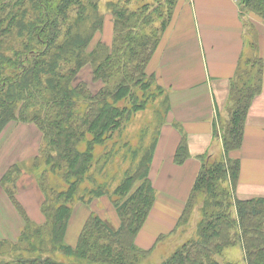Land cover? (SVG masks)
I'll use <instances>...</instances> for the list:
<instances>
[{
	"label": "trees",
	"instance_id": "obj_1",
	"mask_svg": "<svg viewBox=\"0 0 264 264\" xmlns=\"http://www.w3.org/2000/svg\"><path fill=\"white\" fill-rule=\"evenodd\" d=\"M137 1L135 9L130 0L109 2L113 42L100 41L87 53L103 26L98 0H0V135L13 122L35 123L42 134L30 168L23 161L14 162L0 175L1 189L22 224L15 236L0 235V264H142L151 250L136 241L157 198L149 174L161 132L156 127L164 124L170 105L165 90L147 68L178 0ZM239 2L264 23V0ZM258 34H252L251 52L232 83L230 117L222 131L216 130L223 152L218 158L205 155L201 159L176 224L188 225L202 201L197 232L161 264H222L225 249L236 245L243 248L242 262L223 264H264V196L240 198L236 194L241 161L233 157L243 145L247 113L261 90L263 67L255 56L258 43L254 39ZM89 61L95 79L103 81L95 92L86 82L75 80ZM157 96L165 114L158 105L152 135L148 137L150 127L145 125L137 144L116 141L108 148V139L121 135L133 113ZM105 144L106 150L98 154L96 146ZM189 155L188 143L182 138L175 162L183 163ZM117 156L122 166L118 164V173L112 174ZM25 168L36 174L44 222L33 219L18 197ZM100 175L107 180L100 182ZM107 194L120 225L113 228L91 213L76 246L69 245L66 235L73 203H90ZM58 252L65 261L54 257Z\"/></svg>",
	"mask_w": 264,
	"mask_h": 264
},
{
	"label": "crops",
	"instance_id": "obj_2",
	"mask_svg": "<svg viewBox=\"0 0 264 264\" xmlns=\"http://www.w3.org/2000/svg\"><path fill=\"white\" fill-rule=\"evenodd\" d=\"M252 16L239 0H178L148 65L147 72L165 90L170 105L151 165L157 198L148 222L162 219L167 231L176 226L183 212L201 159L223 152L216 130L231 104L238 68L251 52L247 21ZM257 23L255 56L262 62V85L247 113L243 145L233 154L241 161L236 190L240 198L264 196V23L259 19ZM182 138L190 155L178 164L174 157ZM166 219L173 221L167 225ZM146 225L137 237L142 248L148 245Z\"/></svg>",
	"mask_w": 264,
	"mask_h": 264
},
{
	"label": "rangeland",
	"instance_id": "obj_3",
	"mask_svg": "<svg viewBox=\"0 0 264 264\" xmlns=\"http://www.w3.org/2000/svg\"><path fill=\"white\" fill-rule=\"evenodd\" d=\"M118 1V0H98L99 11L103 15V26L101 30H98L91 40L87 53L92 52L93 49L98 45V43L104 42L108 45H111L114 39V27H113V16L109 10V2ZM127 1V0H126ZM132 8H136L138 5L137 0H130ZM151 1V0H146ZM247 12V11H246ZM248 13V12H247ZM252 15V14H251ZM246 18V17H245ZM259 17L253 14L252 19L247 21L250 34H257L259 30L255 29L258 26ZM260 20V19H259ZM259 27V26H258ZM261 31V30H260ZM94 75V66L91 61H89L78 73L76 77V82H86L89 86V89L92 92L98 91L101 86H103V81L96 80ZM140 96L141 93L139 92ZM159 94V92H158ZM161 97L157 96L155 101H150L146 108H143L137 112H134L130 120L125 124V129L122 131L121 135L118 133L115 136H111L108 139V148H111L112 145L118 141L123 143L129 141L133 144L138 143L140 129L146 125L150 127L148 129V137L152 135L154 127V120L156 118L155 110L160 106L162 113L165 114V109L161 104ZM121 105H125L122 102ZM163 108H162V107ZM233 106V103L227 106V113L225 118L219 121V129L222 131V126L225 125L228 118L230 117V108ZM167 121V114H165V122ZM163 124V125H164ZM163 125L156 127V132L161 130ZM151 131V132H150ZM41 130L35 123H22V122H13L10 123L7 128L0 135V175L3 173L4 169L12 162H24L22 165L30 168L29 164L31 159L38 154V147L42 142ZM147 137V139H148ZM159 141V139H158ZM146 144H149V141H146ZM158 144V142H157ZM84 146V145H83ZM157 146V145H156ZM84 148V147H83ZM85 149V148H84ZM106 150V144L97 145L96 151L98 154ZM239 151V150H238ZM221 154V153H220ZM220 154L216 153L212 155V158L220 157ZM234 157V155H233ZM119 156L115 159L114 167L111 166V173H118L119 167L122 166V161L119 160ZM119 164V167L117 166ZM241 171V167H240ZM151 172V171H150ZM151 177V174H149ZM153 177V173H152ZM121 178V177H120ZM120 178L113 184V187L116 186ZM107 180V177L100 175L98 180L103 182ZM152 180V179H151ZM154 180V179H153ZM155 182V181H154ZM240 183V181L238 182ZM88 184V181L84 184ZM157 193V192H156ZM18 197L20 200H23L24 204L27 206L29 213L38 221H45V216L41 211L42 205V192L37 186V177L36 174L32 171H29L25 168V172L19 180L18 188ZM39 195L41 197H39ZM160 195V194H159ZM41 199V201H40ZM40 203V204H39ZM201 202L197 203L195 207V214L193 218L189 219L188 225H183L181 227L174 226L171 230H166L162 224V219H155V221H149L147 219L146 227V240L148 245H144V249L150 250L147 255L144 257L142 264H161L166 260L174 251V249L183 243L189 237L194 236L197 232V224L200 220V206ZM162 204V200H160ZM155 205V204H154ZM25 206V207H26ZM73 213L68 226L66 242L73 247L76 246L78 236L81 232L83 224L86 218L92 213L100 215L102 218L107 220V222L114 228L120 225V218L118 216L115 205L112 203L110 194L104 195L99 198H95L92 202L87 203L80 200H76L73 205ZM154 207V206H153ZM153 210V209H152ZM37 212V213H36ZM152 212V211H151ZM151 214V213H150ZM150 216V215H149ZM37 221V222H38ZM43 221V222H44ZM167 225L172 222V219H166ZM21 224V218L14 208L12 202L10 201L8 195L1 189L0 185V235L4 237L15 236L18 232ZM177 227V228H176ZM176 229V230H175ZM143 228L141 229V231ZM140 231V233H141ZM139 233V234H140ZM139 236V235H138ZM137 242V241H136ZM137 245L141 247L139 242ZM54 257L58 260L65 261L66 258L61 254L57 253ZM244 257L243 248L240 245L231 246L225 249L223 255L221 256L222 264L229 261H239L242 262Z\"/></svg>",
	"mask_w": 264,
	"mask_h": 264
}]
</instances>
